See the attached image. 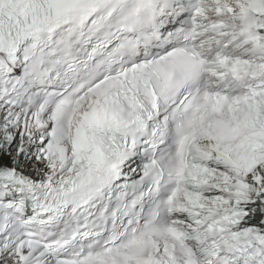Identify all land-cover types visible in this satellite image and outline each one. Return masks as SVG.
Instances as JSON below:
<instances>
[{"label":"snow or ice","instance_id":"snow-or-ice-1","mask_svg":"<svg viewBox=\"0 0 264 264\" xmlns=\"http://www.w3.org/2000/svg\"><path fill=\"white\" fill-rule=\"evenodd\" d=\"M0 264H264V0H0Z\"/></svg>","mask_w":264,"mask_h":264}]
</instances>
